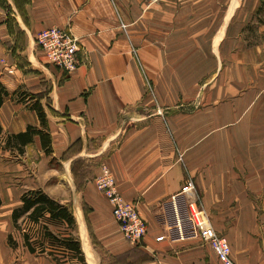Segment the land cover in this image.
Instances as JSON below:
<instances>
[{"label":"crops","instance_id":"obj_1","mask_svg":"<svg viewBox=\"0 0 264 264\" xmlns=\"http://www.w3.org/2000/svg\"><path fill=\"white\" fill-rule=\"evenodd\" d=\"M51 27L79 39L75 70L37 45ZM0 84V264H224L168 235L162 203L189 178L234 263L264 264V0H0ZM37 99L50 154L39 134L8 143L41 127ZM103 164L148 224L137 245L96 185ZM31 189L71 205L75 231L48 214L16 227ZM46 226L77 237L84 259Z\"/></svg>","mask_w":264,"mask_h":264},{"label":"built area","instance_id":"obj_2","mask_svg":"<svg viewBox=\"0 0 264 264\" xmlns=\"http://www.w3.org/2000/svg\"><path fill=\"white\" fill-rule=\"evenodd\" d=\"M36 42L50 63L66 72L78 67L81 45L79 39L70 31L59 27L47 28L38 33ZM95 182L98 189L109 198L113 206V216L124 237L134 245L141 243L147 235L148 224L141 216L137 203L125 201L118 190L114 175L106 164L102 165ZM196 190L195 181L189 178L179 191L162 203L168 235L177 240H203L211 245L222 263L235 264L231 259L229 241L214 228L199 203Z\"/></svg>","mask_w":264,"mask_h":264},{"label":"trees","instance_id":"obj_3","mask_svg":"<svg viewBox=\"0 0 264 264\" xmlns=\"http://www.w3.org/2000/svg\"><path fill=\"white\" fill-rule=\"evenodd\" d=\"M8 94L9 93L5 89V87L0 84V106L3 104L4 97ZM27 96L28 94L23 95L21 99L25 100ZM32 108L38 112L41 120V127L30 125L27 131L10 135L8 143L9 140L11 141V139H14L17 143L21 142L23 145H25L28 140L30 141L32 139V136L34 134H39L42 139L45 151L50 154L52 152V140L50 133L47 131L46 113L39 99L35 101V103L32 105ZM1 131L2 128L0 127V133ZM19 150L20 152H23L21 148ZM22 201L24 205L20 209H16L13 213V220L16 227L19 226L18 221L24 215L27 216L32 222L36 223L40 222V220L47 214L50 216L51 220L55 222L64 221L68 224L69 227H73L76 223L71 205L60 203L59 201L49 196L42 189L26 190L22 195ZM1 203L2 200L0 198V205ZM44 231V235L49 240L51 245L61 246L64 248V251L78 255L79 259L81 260L84 259L80 240L72 233H69V235L61 236L60 234H56L52 230H50L48 226L45 227ZM24 238L28 248L32 252H35L37 249L30 243V237L27 233H25ZM9 239L13 244V238L11 234ZM36 244L41 247L40 252L45 251L43 242H36Z\"/></svg>","mask_w":264,"mask_h":264},{"label":"rangeland","instance_id":"obj_4","mask_svg":"<svg viewBox=\"0 0 264 264\" xmlns=\"http://www.w3.org/2000/svg\"><path fill=\"white\" fill-rule=\"evenodd\" d=\"M76 226H77V224L75 223V225L73 227H71L73 229V231H75ZM15 236H17V233L16 232H15ZM12 238H13V234H12ZM9 241H10V239H9ZM59 259H61V258H59Z\"/></svg>","mask_w":264,"mask_h":264}]
</instances>
